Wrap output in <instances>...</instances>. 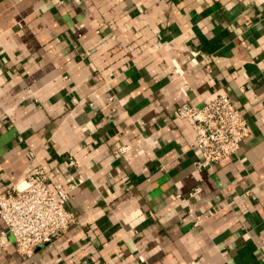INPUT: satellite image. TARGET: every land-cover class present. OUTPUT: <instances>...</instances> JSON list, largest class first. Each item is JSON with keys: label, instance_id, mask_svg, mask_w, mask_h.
<instances>
[{"label": "crops", "instance_id": "0c3cea01", "mask_svg": "<svg viewBox=\"0 0 264 264\" xmlns=\"http://www.w3.org/2000/svg\"><path fill=\"white\" fill-rule=\"evenodd\" d=\"M223 94L253 133L199 173ZM36 168L76 223L0 264H264V0H0V195Z\"/></svg>", "mask_w": 264, "mask_h": 264}, {"label": "built area", "instance_id": "2783aa9c", "mask_svg": "<svg viewBox=\"0 0 264 264\" xmlns=\"http://www.w3.org/2000/svg\"><path fill=\"white\" fill-rule=\"evenodd\" d=\"M247 115L229 94L202 107L182 105L177 109V118L188 121L195 132L194 148L199 153L194 163L197 172L208 171L238 156L242 143L253 133ZM130 151V147H121L114 153L115 158ZM70 166L78 164L71 160ZM82 184L83 180L72 178L67 190L57 187L55 194L47 172L36 168L20 184L1 194L0 220L6 229L0 232V249H6L13 241L18 254L30 259L37 248L67 234L76 218L66 204L69 195ZM199 192L196 189L190 196ZM200 224L198 218L195 226Z\"/></svg>", "mask_w": 264, "mask_h": 264}]
</instances>
